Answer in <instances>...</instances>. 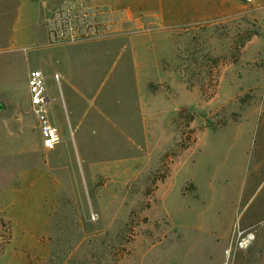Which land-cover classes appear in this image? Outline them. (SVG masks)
Here are the masks:
<instances>
[{
  "label": "rangeland",
  "instance_id": "obj_1",
  "mask_svg": "<svg viewBox=\"0 0 264 264\" xmlns=\"http://www.w3.org/2000/svg\"><path fill=\"white\" fill-rule=\"evenodd\" d=\"M44 1L0 0V264H264V0H57L66 36L112 9L141 20L145 92L174 94L144 106L142 152L102 124L110 169L58 184L27 115ZM99 50L63 54L109 68Z\"/></svg>",
  "mask_w": 264,
  "mask_h": 264
},
{
  "label": "crops",
  "instance_id": "obj_2",
  "mask_svg": "<svg viewBox=\"0 0 264 264\" xmlns=\"http://www.w3.org/2000/svg\"><path fill=\"white\" fill-rule=\"evenodd\" d=\"M56 2L57 0L43 2L46 8L45 19L49 22L48 34L50 29L63 31L62 28L58 29L60 12L55 6ZM123 10L126 11L125 8ZM118 11L119 9H112L103 13L85 15V19H80L85 23L81 30L85 32L83 36L79 34L74 36V32L70 36L54 41L50 34H47L43 46L48 51L43 54L42 60L44 59L48 67L39 69L46 77L48 114L60 137V142L54 149L44 148L38 119L30 104L29 95L26 99L29 106L27 115L33 116L35 126L32 128L38 131L40 138V149L35 151L34 158L43 156L42 166L51 172V180L54 184L60 182L61 175L68 178L67 171H72L74 175L77 169L105 172L110 169L108 160L95 156L100 152L93 148L92 141L88 139L90 134L96 136L99 133L102 124L107 126L111 124L114 130L126 137L129 147H137L138 152H142L141 121H143L144 106L160 94L167 100L174 99V94L170 95L166 91L163 77L154 80L157 84L160 83L159 89H156L154 94L149 95L145 92L148 82L153 81L144 78L143 82V44L146 45L143 37L148 32L140 30L144 25L141 20H133L130 14L126 18H120ZM87 23L93 25H86ZM77 48L97 51L100 49L99 56L104 57L105 61L110 58L111 66L108 68L95 64L86 67L77 64V58L64 56L65 51ZM126 52L129 64L119 67L115 64V60L124 53L126 55ZM53 53L57 54L56 57ZM154 66L157 73L159 71L160 75L164 74V68L158 69L157 61ZM56 74L59 75V81L54 78ZM27 92L29 94L28 89ZM129 152L128 155L133 154L131 149ZM134 153V156L140 155ZM135 160L138 164L143 163L142 158L137 156ZM62 172H65L66 176ZM72 179L76 180L77 177L74 176Z\"/></svg>",
  "mask_w": 264,
  "mask_h": 264
},
{
  "label": "built area",
  "instance_id": "obj_3",
  "mask_svg": "<svg viewBox=\"0 0 264 264\" xmlns=\"http://www.w3.org/2000/svg\"><path fill=\"white\" fill-rule=\"evenodd\" d=\"M76 27L70 26V32L78 35ZM71 33V34H72ZM49 34L51 39L57 41L65 38V31L50 29ZM70 36V35H69ZM56 81H59V75H54ZM27 84L29 90L30 104L33 107V111L37 116L41 135L42 143L45 149L52 150L60 142V137L57 128L53 125L50 120L47 110V84L46 77L42 70L33 69L30 70L27 76Z\"/></svg>",
  "mask_w": 264,
  "mask_h": 264
}]
</instances>
